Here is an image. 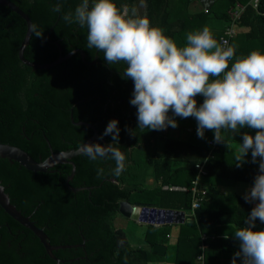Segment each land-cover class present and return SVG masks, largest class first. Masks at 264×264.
<instances>
[{
    "label": "trees",
    "instance_id": "trees-1",
    "mask_svg": "<svg viewBox=\"0 0 264 264\" xmlns=\"http://www.w3.org/2000/svg\"><path fill=\"white\" fill-rule=\"evenodd\" d=\"M8 1L26 14L31 25L43 29V38L32 36L30 31L23 50L25 59L34 63H50L57 58L58 49L60 55L80 49L84 57L75 52L46 69L24 65L17 57V48L25 31V23L16 13L0 5V143L16 146L35 160L44 159L50 152L75 149L92 135L90 127L73 122L84 121L93 125L101 137L108 121L115 118L120 129L119 146L126 156L125 169L119 177L111 174L115 167L111 159L90 161L81 153L70 158L74 173L68 185L88 187L76 191L69 190L65 184L70 171L68 163H56L45 171H31L0 158V184L9 201L43 231L50 244L66 245L52 251L59 260L57 264H145L151 256L162 257L153 254L150 249L154 242L165 241L168 225L161 226L156 235L154 231L157 228L148 226L143 237L147 245L133 247L126 240L121 227L114 226L118 202L125 200L135 205L191 210L188 191L181 193L179 207H174V191L164 190L167 193L165 198L171 201V205H160L156 202L159 197L156 190L160 189L161 184L174 183L179 174L187 176V181L182 183L189 186L190 180L197 174L195 165L200 162H204V173L209 178H216L222 183H253L258 164L250 162L249 152L247 162L237 167L228 142H241L244 132L254 135L255 130L245 127L234 135L222 130L225 144L215 143L212 157L204 161L210 149L208 142L214 140V133L205 130L204 138H199L197 122L193 118L196 126L182 143L186 144L187 152L191 153V149L196 155L182 158L183 164L160 181V185L149 188L140 185L143 152L158 138L160 130L142 131L137 128L136 107L129 103L133 82L122 78L124 65H109L102 52L86 47V28L67 24L62 19L63 13L74 11L80 0H62L61 13L52 11L56 0ZM189 1L144 0L146 6L141 7L140 0H114L119 9L126 7L130 11L135 7L138 15L147 16L152 26L176 40L180 32L188 29L186 19L197 22L205 14L212 13L216 18L228 20L227 9L239 3L243 5V10L237 25L247 30L236 32L235 36L228 38L227 46L235 48V56L229 61V67L236 58L247 56L252 51L264 54V0H257L255 7H252L251 0H214L204 12L192 15L185 13ZM216 4L218 9L214 8ZM175 10L182 11V21L172 28L170 20L176 15ZM221 31L212 33L217 42ZM70 113L72 121L69 119ZM126 128L134 130L135 135H129ZM102 140L92 143L107 145L109 143L105 142L112 141V138L106 135ZM180 144L174 142L166 148L176 155L183 150ZM98 167L105 172L99 179L96 174ZM201 177L198 176L199 185ZM213 191L206 187V195L200 206L191 210L193 220L189 218L180 226L178 239L181 244L185 241L186 232L192 233L196 240L204 232L208 203L205 200L210 196L214 198L213 193L216 192ZM225 196L228 194L220 195ZM236 199L243 200L242 196H236ZM246 204V208L235 210L230 216L245 217L251 210L250 203ZM188 240L191 238L188 237ZM193 245L197 247L196 241ZM178 248L173 250L175 264L181 263V253L176 252ZM197 251L198 248L190 251L192 258H195ZM0 264H55L54 259L45 253L39 239L1 207Z\"/></svg>",
    "mask_w": 264,
    "mask_h": 264
},
{
    "label": "clouds",
    "instance_id": "clouds-1",
    "mask_svg": "<svg viewBox=\"0 0 264 264\" xmlns=\"http://www.w3.org/2000/svg\"><path fill=\"white\" fill-rule=\"evenodd\" d=\"M61 3L56 0L52 11L61 13ZM140 6H146L144 0ZM62 19L86 28V47L102 52L109 65H124L121 76L133 82L129 103L136 107L137 128L142 131L175 128V116L194 118L197 136L204 138L205 130L212 131L215 143L225 144L222 130L232 135L245 127L255 130L254 135L243 133L234 158L236 166L242 167L250 152V162L258 164V171L242 193L246 203H255L243 226L231 233L239 242L231 264H237V259L240 264H264V228L255 227L257 221L264 224V54L252 51L229 67L235 48L218 44L207 27L189 32L186 45L178 47L147 16L138 15L135 7L119 9L114 0H91V6L90 0H80ZM30 27L32 36L43 38V29ZM197 96L203 97L199 105ZM125 130L135 135L134 130ZM119 131L113 118L100 137L110 135L113 143L85 142L79 149L90 161L113 160L115 177L124 171L126 160ZM96 174L102 178L104 169L98 167Z\"/></svg>",
    "mask_w": 264,
    "mask_h": 264
},
{
    "label": "crops",
    "instance_id": "crops-1",
    "mask_svg": "<svg viewBox=\"0 0 264 264\" xmlns=\"http://www.w3.org/2000/svg\"><path fill=\"white\" fill-rule=\"evenodd\" d=\"M213 2L214 0H212V2L208 5V7ZM196 4H198V9L194 8ZM208 7H203V5L200 3L199 0H191L187 3V6L185 8V13H188L189 15L197 14L200 12H204ZM175 12L176 15L170 20V23L172 24V28L176 27L182 21L181 19L182 11L179 12L175 10ZM217 19L219 18L214 17L212 13L205 14L204 18H202V20L201 19L198 20L197 22H195L194 20L192 21L190 19H186L185 21L188 29L186 28L185 30L180 32L178 40L176 39H172V40H174V42L177 44L178 47H183L187 43L186 41L187 34L189 32H193L192 28H194V32L201 31L205 27H207L211 33L220 32L225 26L222 25L218 26L215 22ZM220 20H224V19H220ZM200 21L202 22L201 24L199 23ZM245 30H247V28H245ZM196 101L197 104L199 105L200 103H202L203 97L197 96ZM174 119L176 120L178 126L175 128L169 126L164 130H160L158 138L152 141L151 145L146 149V150H150V156L145 155L144 156L145 158H143V167L141 170L142 179L141 178L140 179L142 182L146 184L147 188L152 187L153 185L155 186L156 184L158 185L160 181L167 178L168 175L175 168L183 164L182 158L185 159L196 155L194 151H192L188 147L187 148L190 149L189 151H191V153L187 152L186 144L182 143L186 141V139L188 138V136L196 126L195 120L191 117L181 118L179 116H175ZM158 141H160V146L159 148H155L156 142ZM174 142L178 144L181 143L180 146L183 149L176 155L169 153L168 148H166V146L173 144ZM228 146L233 150L234 152L233 155L235 156L236 149L239 146V142H234V141L228 142ZM206 175L207 174L205 173L201 175L202 177L200 179V183H201L200 185L204 188L206 187L212 188L216 193H213L214 194L213 199H211L210 196V198L208 197L205 200V201L208 200V203L206 206L207 213L206 214L204 213L206 217V220L204 219L205 225L203 224L204 232L199 234L197 240L195 239V236L190 232H186V236L183 239L185 240L184 243L181 244L180 243L181 240L179 241L178 239L180 233V226L184 224L186 221H188L189 218H192L190 216L192 214L191 210L174 209L170 207L161 208V209L175 211L172 214V219H173L172 221L161 224H156V223L149 224L147 222H140V221L137 222L127 218L128 220L134 221L138 225L135 231H137L138 228H142V231H139L140 233L139 237H138V231L133 235L134 239H138L140 240V242H137L136 245H132L127 240L128 243L133 247H140L143 245H147V243L143 240V237L148 226H154L157 228L154 231L156 235L158 229H161L160 228L161 226L168 225V231L166 234L165 241L159 240L153 243V245L154 244L162 245L164 247L163 252L161 253L152 252L153 245L151 246L150 249V251L153 254L160 255L162 257L157 258L151 256V258L147 260L145 264H175L174 263L175 253H173L175 247H179L176 252L181 253L180 264H231L232 256L239 248V242L234 238H232L231 233L237 227L243 226V222L246 219L247 215L244 217L239 215L230 216V214H232L235 210H241L247 207L246 202L244 200L236 199V196L241 197L242 193H244L251 186L252 182L236 181L233 183H222L221 180H218L216 178H209ZM187 179H188L187 176L183 174H179L175 177L174 183L173 182L171 183L170 181L169 183H166L164 185L185 186V183L182 182L187 181ZM164 185L161 184L160 189L156 190L159 191V197L156 199V202H159L160 205H171V201L170 200L168 201L165 198V195L167 193L164 192V190H166L163 188ZM170 191H174L175 192L174 194L176 195L174 196L172 194L173 195L172 206L179 207V202L181 201L182 198L181 193H183V191L180 190H170ZM224 194H228V196L220 197V195H224ZM254 203L255 202L250 204L249 208H252L254 206ZM154 208H159V207H154ZM117 214L123 217L118 212ZM191 220H193V218ZM255 227L257 229H261L264 228V224H261L259 221H257ZM121 229L123 230L122 227ZM225 234H229L228 239H224ZM124 235L126 237L125 232ZM188 237L191 238V240H188ZM195 241L197 243V247L193 245V242ZM201 245H203V247H201ZM196 248H198L199 251H197V255L195 256V258H192V256L190 255V251L194 252ZM167 252H170V254H168ZM199 256L200 258H198ZM237 264H240L239 259H237Z\"/></svg>",
    "mask_w": 264,
    "mask_h": 264
},
{
    "label": "water",
    "instance_id": "water-1",
    "mask_svg": "<svg viewBox=\"0 0 264 264\" xmlns=\"http://www.w3.org/2000/svg\"><path fill=\"white\" fill-rule=\"evenodd\" d=\"M199 1L203 5V0H199ZM211 2H212V0H209L208 4L205 7H208V5ZM0 5H3L7 8H9L14 13H16L18 16H20L23 19V21L25 23V31H24L23 37L19 43V46L17 48V57H18L19 61L21 63H23L24 65L32 67V68L46 69V68H49V67L57 64L58 62L65 60L72 53L77 52L81 56V58L84 56L83 51L80 49L72 50V51H70L64 55H60V51L58 49L57 58L50 63H46V64L34 63V62H31V61L25 59L23 57V50H24V48L27 45L28 40H29V35H30V31H31V27H30L31 22H30L29 18L26 16V14L23 13L11 1L0 0ZM69 119L72 121L71 113L69 114ZM73 123L74 124H83V125H86L92 129V135L88 139H86L84 142H82L75 149L68 150V151H60L57 153L50 152V154L46 158H44V159L38 158L37 160H35L32 157H30L25 151H23L22 149H20L16 146L0 143V158H4V159H7L9 161H12V162L22 166L23 168H26V169L31 170V171H45V170L51 168L56 163H68L70 165V171L65 178V184H66L67 188L71 191L88 189V187H86V186L72 187V186L68 185V181L71 179V177L74 173V164L70 160V158H72L73 156H76L77 154H80V151H79L80 146L82 144H84L85 142L86 143H92V141H95L96 139H100L101 141H103V140L99 137V135L97 134L93 125L88 124L84 121L73 122ZM110 142H112V141H108L105 143H110ZM0 207L4 210V212H6L10 217H12L14 220H16L22 226L28 228L39 239L40 243L44 247L46 254L50 258L54 259L55 264H57V262L59 260H57L54 257V255L52 254V250L60 248V247H65V246H63V245H51L47 241L46 235L43 233V231L41 229L37 228L29 220L28 216H24L23 214H21V212L18 209H16L15 206L9 201V198H8L7 194L3 191V186L1 184H0ZM125 207L130 208V210H132V211L137 210L141 207H145V208H149V209L154 208V207H149V206H144V205L130 204L129 202H127L125 200H120L118 202V206H117L118 213L120 215H122L123 217L129 218V219L134 220V221H137V220L133 214H128V213L123 211V208H125ZM157 209L167 210V209H161V208H157ZM165 222L166 221H160V222H156V224H161V223H165ZM148 223L153 224L152 222H148ZM163 249H164V247L162 245H159V244H154L152 246V252H155V253H161V252H163Z\"/></svg>",
    "mask_w": 264,
    "mask_h": 264
},
{
    "label": "built area",
    "instance_id": "built-area-1",
    "mask_svg": "<svg viewBox=\"0 0 264 264\" xmlns=\"http://www.w3.org/2000/svg\"><path fill=\"white\" fill-rule=\"evenodd\" d=\"M257 0H252V7H255ZM243 10V5L239 3H235L233 6L227 9L228 15V24L222 29L221 34L218 37V44L222 46H227L228 38L235 36V26L237 25V20L239 18L240 13ZM210 145V149L207 152L204 161L207 158L212 157V149L215 147L214 140L208 142ZM204 162H200L195 165L197 169L196 176L190 180L189 186H163L164 189L167 190H180V191H188L190 193V209H196L200 206L201 201L204 199L206 195V188L202 187L198 183V176L204 174L203 168ZM203 247V245H201ZM200 258V256L198 257Z\"/></svg>",
    "mask_w": 264,
    "mask_h": 264
},
{
    "label": "rangeland",
    "instance_id": "rangeland-1",
    "mask_svg": "<svg viewBox=\"0 0 264 264\" xmlns=\"http://www.w3.org/2000/svg\"><path fill=\"white\" fill-rule=\"evenodd\" d=\"M194 8L198 9V4H196V6ZM199 8H200V6H199ZM214 8L218 9V5L216 4L214 6ZM215 22L218 26H221V25L226 26L228 24L227 23L228 20L217 19ZM245 28L246 27H240V26L236 25L235 26V32H240L242 30H245ZM159 146H160V141L156 142L155 148H159ZM145 155L150 156V150H146L143 152V158H145L144 157ZM140 185H142L143 187H147L146 184L142 181H140ZM113 223H114V226H121L123 228V230L126 234V238H127L126 240H128L129 243H131L132 245H136L137 242H140V240L134 239L133 235L135 233H137V231H138V237H139V235H140L139 231H142V228H138L137 231H135L136 227L138 225L134 221L128 220L127 218L121 217L118 214H116L114 217ZM167 253L170 254V252H167Z\"/></svg>",
    "mask_w": 264,
    "mask_h": 264
},
{
    "label": "bare ground",
    "instance_id": "bare-ground-1",
    "mask_svg": "<svg viewBox=\"0 0 264 264\" xmlns=\"http://www.w3.org/2000/svg\"><path fill=\"white\" fill-rule=\"evenodd\" d=\"M209 0H203V6L205 7L208 4ZM123 211L128 214H133L137 221L140 222H160V221H172V214L175 211L172 210H160L155 208H145L141 207L137 210H130V208L125 207L123 208ZM176 220V219H175ZM178 220V219H177Z\"/></svg>",
    "mask_w": 264,
    "mask_h": 264
},
{
    "label": "flooded vegetation",
    "instance_id": "flooded-vegetation-1",
    "mask_svg": "<svg viewBox=\"0 0 264 264\" xmlns=\"http://www.w3.org/2000/svg\"><path fill=\"white\" fill-rule=\"evenodd\" d=\"M73 50H75V49H73ZM71 51H72V50H71ZM69 52H70V51H69ZM72 54H73V53H72ZM83 57H84V56H83ZM83 57H82V58H83ZM96 140H98V139H96ZM46 238H47V237H46ZM51 245H52V244H51ZM61 245H62V244H61ZM63 246L66 247V245H63ZM60 248H64V247H60ZM53 250H55V249H53ZM53 250H52V251H53ZM45 253H46V252H45Z\"/></svg>",
    "mask_w": 264,
    "mask_h": 264
}]
</instances>
